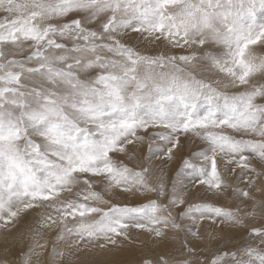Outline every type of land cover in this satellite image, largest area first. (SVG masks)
<instances>
[{
  "label": "snow or ice",
  "instance_id": "obj_1",
  "mask_svg": "<svg viewBox=\"0 0 264 264\" xmlns=\"http://www.w3.org/2000/svg\"><path fill=\"white\" fill-rule=\"evenodd\" d=\"M128 243L264 264V0H0V264Z\"/></svg>",
  "mask_w": 264,
  "mask_h": 264
},
{
  "label": "rangeland",
  "instance_id": "obj_2",
  "mask_svg": "<svg viewBox=\"0 0 264 264\" xmlns=\"http://www.w3.org/2000/svg\"><path fill=\"white\" fill-rule=\"evenodd\" d=\"M196 146L197 145H195V144L189 143L187 145V147L185 148V151H193V150H196L197 149ZM179 163H180V160L179 159H177L176 161H174L171 164V166H170V170L174 171L175 170V167H177L179 165ZM257 196L259 197V194H257ZM118 199L123 200L124 198L123 197H120ZM128 200L131 203V202H134L135 201V198H128ZM221 203L225 207H228V206H231V203L232 202L230 200H228V199H225L224 201H221ZM223 231L224 232L222 233L221 226L220 225H218V224L217 225H212V224H210L208 222H205L200 227V234H201V236L204 237V240L203 241L193 240L192 243H197V242H200V243H208L209 242V239L211 238L212 233H215L217 236L218 235L219 236L220 235H223V236L225 235L226 238L227 237L229 238V240L226 239L225 242L226 243H230L231 245H240V244L244 243L247 240V235L243 232V229L242 228H230V227H228V225H224L223 226ZM169 239L170 240H173V241L177 239L175 241L177 243H175V244L180 245V243L182 242V240L184 239V237L182 235H180V236L173 235V236L169 237ZM178 247H177V249H179ZM123 249L126 250V251H129L131 254H133V253H137L138 254V251L137 250L139 249V245H135L134 246L132 243H128V244H126L124 246ZM124 250H122V251L113 250V251L109 252L107 255H104V254H101V253H98V252L88 253V254H85V256L83 257V259L84 260H90V259L99 260V261H103L104 264H105V262H106L107 259H110L112 257H115V255L122 256L123 255L122 253L125 252ZM134 258L135 257L133 256V259Z\"/></svg>",
  "mask_w": 264,
  "mask_h": 264
},
{
  "label": "bare ground",
  "instance_id": "obj_3",
  "mask_svg": "<svg viewBox=\"0 0 264 264\" xmlns=\"http://www.w3.org/2000/svg\"><path fill=\"white\" fill-rule=\"evenodd\" d=\"M191 146V145H190ZM197 147V146H196ZM178 164V163H177ZM176 168V167H175ZM229 202V201H228ZM225 228V227H224ZM230 230V229H229ZM224 231L222 230V233H223ZM212 233V232H211ZM219 236V235H218ZM225 236V235H224ZM177 240V239H176ZM176 240H174V241H176ZM236 240V239H235ZM238 240V239H237ZM245 241V240H244ZM175 243H177V242H175ZM178 244H176V246H177ZM178 246H180V245H178ZM177 246V247H178ZM176 247V248H177ZM179 248V247H178ZM124 250V249H123ZM125 252H123L121 255L122 256H119V255H115V257H112V258H110V259H107L106 260V262H105V264H127V262L128 261H130V260H132L133 259V254H131L129 251H126V250H124ZM85 256V255H84ZM83 256V257H84ZM83 257H82V259H83Z\"/></svg>",
  "mask_w": 264,
  "mask_h": 264
}]
</instances>
